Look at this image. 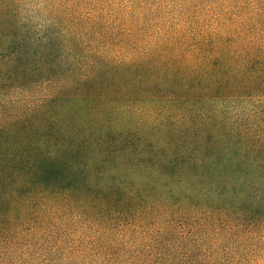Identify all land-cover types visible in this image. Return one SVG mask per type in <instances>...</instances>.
I'll list each match as a JSON object with an SVG mask.
<instances>
[{
	"label": "trees",
	"instance_id": "obj_1",
	"mask_svg": "<svg viewBox=\"0 0 264 264\" xmlns=\"http://www.w3.org/2000/svg\"><path fill=\"white\" fill-rule=\"evenodd\" d=\"M35 1L0 0V110L51 89L0 123V264H244L264 0Z\"/></svg>",
	"mask_w": 264,
	"mask_h": 264
},
{
	"label": "rangeland",
	"instance_id": "obj_2",
	"mask_svg": "<svg viewBox=\"0 0 264 264\" xmlns=\"http://www.w3.org/2000/svg\"><path fill=\"white\" fill-rule=\"evenodd\" d=\"M28 3L30 5L36 4L37 1L35 0H28ZM29 17H32V21L35 23L37 21V17L34 15H28ZM51 91V89L47 87H43L40 89H37L35 91H29L28 93L24 94V100H21L18 98H8L7 104L5 105L4 109L0 110V123L12 121V119H15L16 114L13 113H19L24 112L28 110H34L37 105H39V101L43 95L48 94ZM63 91L62 87L57 88L55 92H57L59 95ZM74 105L76 107L81 106V103L79 101H75ZM30 113V112H29ZM249 245V255L245 258L244 264H264V234L260 237H256L252 242H250Z\"/></svg>",
	"mask_w": 264,
	"mask_h": 264
}]
</instances>
